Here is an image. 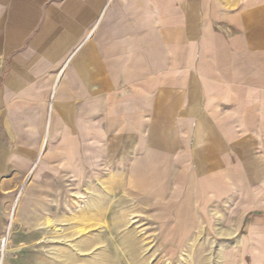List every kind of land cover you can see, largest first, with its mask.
<instances>
[{
    "label": "crops",
    "instance_id": "obj_1",
    "mask_svg": "<svg viewBox=\"0 0 264 264\" xmlns=\"http://www.w3.org/2000/svg\"><path fill=\"white\" fill-rule=\"evenodd\" d=\"M256 3L0 0V169L10 151L23 166L64 160L75 173L86 156L135 151L143 197L159 195L157 181L187 183L183 223L193 175L232 201L241 182L248 198L264 194L249 185L264 184Z\"/></svg>",
    "mask_w": 264,
    "mask_h": 264
},
{
    "label": "rangeland",
    "instance_id": "obj_2",
    "mask_svg": "<svg viewBox=\"0 0 264 264\" xmlns=\"http://www.w3.org/2000/svg\"><path fill=\"white\" fill-rule=\"evenodd\" d=\"M18 154L0 169V264H264V194L248 198L247 183L232 201L200 191L193 175L183 223L175 208L187 183L157 181L159 195L143 197L135 151L86 156L80 173L41 157L23 166Z\"/></svg>",
    "mask_w": 264,
    "mask_h": 264
},
{
    "label": "bare ground",
    "instance_id": "obj_3",
    "mask_svg": "<svg viewBox=\"0 0 264 264\" xmlns=\"http://www.w3.org/2000/svg\"><path fill=\"white\" fill-rule=\"evenodd\" d=\"M11 217H12V216H11ZM13 217H14V216H13ZM13 217H12V218H13ZM87 244H89V243H87ZM87 244H86V245H87ZM76 246H77V245H76ZM84 246H85V245H84ZM71 247H72V246H71ZM79 247H80V246H79ZM88 247H89V245H88ZM76 248L79 250L78 247H76ZM76 248H75V249H76ZM83 248H84V247H83ZM71 249H72V248H71ZM88 249H89V248H88ZM60 251H61V250H60ZM71 252H72V251H71ZM58 253H59V252H58ZM64 253H65V251H64ZM74 253H75V252H74ZM61 254H63L62 251H61ZM66 254H67V253H66ZM70 254H71V253H70ZM59 255H60V254H58V257H60ZM68 255H69V253H68L66 256H68ZM76 255H77V253H76ZM80 255H81V254H78V256H80ZM56 256H57V255H56ZM66 256H65V257H66ZM72 257H75V256H72ZM72 257H71V258H72ZM52 258H53V257H52ZM76 258H78V257H76ZM102 258H103V257H102ZM105 258H106V257H105ZM105 258H103V259H105ZM135 258H136V257H135ZM56 259H58V258L56 257ZM59 259H60V258H59ZM67 259H68V258H67ZM133 259H134V258H133ZM51 261H52L53 263H50V264H59V263H62L63 260H62V261L60 260L61 262H59L58 260L52 259ZM73 261H74V260H73ZM95 261H97V260H95ZM98 261H99V260H98ZM134 261H137V258H136V260H134ZM46 262H47V261H46ZM77 262H78V261H77ZM79 262H80V259H79ZM99 262H101V264L104 263V262H102V260L99 261ZM75 263H76V262H75ZM43 264H44V263H43ZM65 264H66V263H65ZM105 264H106V260H105Z\"/></svg>",
    "mask_w": 264,
    "mask_h": 264
}]
</instances>
